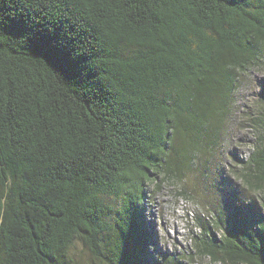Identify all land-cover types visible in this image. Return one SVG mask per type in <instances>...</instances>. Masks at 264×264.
<instances>
[{"label": "trees", "instance_id": "obj_1", "mask_svg": "<svg viewBox=\"0 0 264 264\" xmlns=\"http://www.w3.org/2000/svg\"><path fill=\"white\" fill-rule=\"evenodd\" d=\"M255 65L264 0H0V264H67L78 244L99 264H178L149 252L147 188L213 153ZM258 140L240 174L251 200L234 186L236 219L197 224L214 264H264Z\"/></svg>", "mask_w": 264, "mask_h": 264}, {"label": "rangeland", "instance_id": "obj_2", "mask_svg": "<svg viewBox=\"0 0 264 264\" xmlns=\"http://www.w3.org/2000/svg\"><path fill=\"white\" fill-rule=\"evenodd\" d=\"M263 120L264 65H255L239 78L223 133L213 153L198 160V167L187 172L183 181L173 185L164 183L160 190L155 185L147 188L141 220L151 235L148 248L153 258L172 257L179 259L178 264H214L208 257L200 258L196 254L193 236L200 233L197 224L207 222L213 226L218 219L220 223L225 218L229 222L236 219L234 211H228L232 204L222 200L227 193H232L234 186L239 187V203L250 201L255 194L253 190L244 192L240 174L242 164L259 143V133L264 130L261 127ZM183 184L188 196L173 192L175 186ZM256 214L247 208L242 217L244 225L254 221ZM216 233L221 232L216 230ZM67 264L99 263L78 244L71 249Z\"/></svg>", "mask_w": 264, "mask_h": 264}]
</instances>
